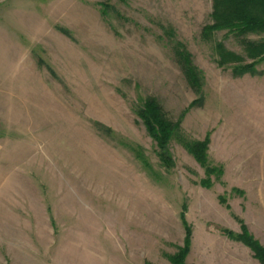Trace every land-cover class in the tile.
<instances>
[{"label":"rangeland","instance_id":"1","mask_svg":"<svg viewBox=\"0 0 264 264\" xmlns=\"http://www.w3.org/2000/svg\"><path fill=\"white\" fill-rule=\"evenodd\" d=\"M212 13L213 0H0V264L114 247L174 264L184 207V264H213L240 221L264 239V61L235 69L264 31L207 33ZM229 52L243 61L221 64ZM150 97L182 122L169 167L138 115ZM207 137L210 176L180 141Z\"/></svg>","mask_w":264,"mask_h":264},{"label":"trees","instance_id":"2","mask_svg":"<svg viewBox=\"0 0 264 264\" xmlns=\"http://www.w3.org/2000/svg\"><path fill=\"white\" fill-rule=\"evenodd\" d=\"M213 24L206 27L210 33L216 29H229L236 33L246 34L248 32L264 31V0H213ZM248 56L255 59L253 63L239 66L235 68L236 71L243 72L254 70L255 66L264 61V40L261 42H247ZM229 57H223L221 64L240 63L243 61L242 57L229 52ZM180 57L185 60L184 71L186 78L192 88L199 91L202 86V74L193 66L188 52H180ZM226 58V59H225ZM139 117L143 120L148 133L157 143L160 149L159 156L166 166H172L170 153L168 150L169 143L175 134L181 133V121L174 122L167 117V113L161 103L156 98H148L144 107L138 112ZM183 146L191 153L194 158L205 168L207 175H213L217 169L209 166V143L210 139L205 140H188L180 138ZM214 170V171H213ZM220 173L222 171L220 170ZM202 185L209 187L210 180L202 179ZM186 207L181 213L182 221L185 225V241L184 247L180 249V253L176 255L174 264H184L192 245V227L186 218ZM241 233H235L230 230H223L222 232L234 240L240 241L248 246L254 253V256L264 264V246L250 233L246 224L243 221Z\"/></svg>","mask_w":264,"mask_h":264},{"label":"crops","instance_id":"3","mask_svg":"<svg viewBox=\"0 0 264 264\" xmlns=\"http://www.w3.org/2000/svg\"><path fill=\"white\" fill-rule=\"evenodd\" d=\"M262 206H260V209H262ZM263 218H264L263 215L260 216V219ZM250 232L254 234L256 239L260 241V243L264 246V239H261L257 235V233L255 232L253 233L252 230H250ZM212 237L214 236L212 235ZM212 237L207 238V240L208 239L209 241H211L212 239L215 240V237L214 238ZM220 239L222 240V238ZM222 242L224 245L220 249H216V251L218 252L215 255V257L217 256V258H215L216 260L212 261L213 264H262L254 256L253 251L244 243L231 240L228 237L227 240H222ZM192 244L194 245V242ZM210 249L214 250L213 246L211 245L208 246L207 248L208 252H210ZM80 256L81 257L75 261L76 262L75 264H135L133 261L124 258L123 253L117 250L116 247H114V249L110 253L111 258L103 259L102 254L99 255V254H95L94 252H86L84 254L81 253ZM66 264H70V263L67 261Z\"/></svg>","mask_w":264,"mask_h":264}]
</instances>
